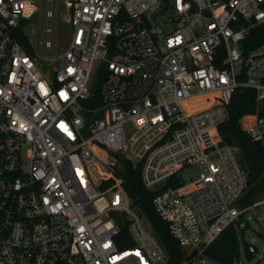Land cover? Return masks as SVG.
<instances>
[{
    "label": "built area",
    "instance_id": "1",
    "mask_svg": "<svg viewBox=\"0 0 264 264\" xmlns=\"http://www.w3.org/2000/svg\"><path fill=\"white\" fill-rule=\"evenodd\" d=\"M35 1L0 0V264H173L125 187L138 166L186 251L176 264H222L208 249L228 226L240 242L251 216L264 226V196L239 203L247 173L219 130L253 88L240 124L264 143V0H64L71 39L44 60L17 35Z\"/></svg>",
    "mask_w": 264,
    "mask_h": 264
},
{
    "label": "trees",
    "instance_id": "2",
    "mask_svg": "<svg viewBox=\"0 0 264 264\" xmlns=\"http://www.w3.org/2000/svg\"><path fill=\"white\" fill-rule=\"evenodd\" d=\"M29 20L22 22V26L17 30V35L32 50L30 37L24 29ZM259 43L260 39L258 38H252L249 41L250 47ZM257 111L256 90L249 87H239L234 92L228 106V117L219 127L223 141L237 146L243 152L247 163V187L239 199L242 206L249 205L264 196V143L253 141L240 124V118L244 114ZM259 112L264 116V103ZM124 184L134 204L141 208L150 221L154 233L164 245L169 262L173 264L181 262L186 257V251L170 233L168 222L157 213L153 204V198L157 191L145 186L139 166L128 169ZM121 236L124 237L123 245L132 244L130 238L128 239L127 228H123ZM248 245L249 242H246V252ZM208 254L222 264H235L236 259L241 255L238 226L235 224L228 226L211 244ZM247 255L253 256L250 252H247Z\"/></svg>",
    "mask_w": 264,
    "mask_h": 264
},
{
    "label": "rangeland",
    "instance_id": "3",
    "mask_svg": "<svg viewBox=\"0 0 264 264\" xmlns=\"http://www.w3.org/2000/svg\"><path fill=\"white\" fill-rule=\"evenodd\" d=\"M35 4L31 18L26 25V31L31 39L32 47L40 57V60H44V58L57 59L59 54L66 49L71 39L72 27L67 21L69 14L68 5L64 0H54L53 2V46L48 48L43 46L41 42V27L47 26L48 18L40 10L41 0H36ZM170 14L171 11H167L160 16V19L167 18ZM54 63H57V60ZM98 77L99 72L96 69L91 80L92 89H98ZM199 175L200 171L198 167H192L185 172L187 182L197 179ZM246 242L257 246L259 252L249 257L245 251ZM240 264H264V226L254 216H251L249 226L244 228L243 235L241 236Z\"/></svg>",
    "mask_w": 264,
    "mask_h": 264
},
{
    "label": "water",
    "instance_id": "4",
    "mask_svg": "<svg viewBox=\"0 0 264 264\" xmlns=\"http://www.w3.org/2000/svg\"><path fill=\"white\" fill-rule=\"evenodd\" d=\"M166 6H167V2H166V4L161 8L160 11H164V9L166 8ZM238 157H239V160H240V163H241L242 167H243L245 170H247V163H246L245 157H244V155H243V152H242L241 150H239V152H238ZM160 185H163V181L157 183V184L155 185V187L158 188Z\"/></svg>",
    "mask_w": 264,
    "mask_h": 264
}]
</instances>
